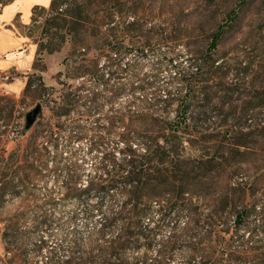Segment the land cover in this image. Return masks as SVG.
Instances as JSON below:
<instances>
[{
  "label": "trees",
  "instance_id": "1",
  "mask_svg": "<svg viewBox=\"0 0 264 264\" xmlns=\"http://www.w3.org/2000/svg\"><path fill=\"white\" fill-rule=\"evenodd\" d=\"M10 2L0 0L1 5ZM63 2L51 0L48 10L35 6L32 13L37 8L47 12L46 24L55 28L51 36L65 42L71 36L65 28L74 23V16ZM77 8L81 12L82 7ZM87 18L80 15L78 19ZM224 34V27H219L211 35L207 59ZM59 47L49 45L47 51L52 53ZM135 50L146 56L152 53L153 62L145 65L134 59L136 56L128 58L131 51L125 47L111 46L106 50L105 67L80 72L97 80L119 73L138 81L129 88V107L134 109H51L53 122L37 121L24 148L8 157L15 166L14 175L9 174V160L5 162L0 174L1 205L6 195L21 197L20 189L26 184L36 187L44 182L42 205H37L40 199L36 195L28 193L33 207L40 210L31 229L38 232L55 223L54 215L41 207L70 203L69 221L80 217L90 223V236L100 243L88 264H146V253L134 262L126 256L147 252L156 240L159 264H171V250L180 243L187 251L180 253L176 264H264V109H243L239 118L244 122L225 131L228 139L212 135L208 142L213 145L208 147L201 140L208 128L190 123L187 100L179 97L188 91L173 86L194 66L189 53L172 47L159 54V48L152 49L149 44ZM160 76L166 80L159 87ZM39 82L44 90L41 79ZM249 100L250 104L264 103V97ZM161 103L165 107L177 105L174 119L163 117L167 111L159 109ZM248 120L253 121L247 124ZM194 143L202 144L200 152L212 149V153L185 157L187 145ZM250 166L256 174L252 179ZM153 207L159 210L155 216L150 213ZM20 215L13 226L2 231L6 252L22 234ZM44 242L34 248L36 254L45 248ZM167 247L170 249L165 253ZM49 257L51 264H60L52 251ZM69 262L70 256L61 264Z\"/></svg>",
  "mask_w": 264,
  "mask_h": 264
},
{
  "label": "rangeland",
  "instance_id": "2",
  "mask_svg": "<svg viewBox=\"0 0 264 264\" xmlns=\"http://www.w3.org/2000/svg\"><path fill=\"white\" fill-rule=\"evenodd\" d=\"M63 1L74 16V23L65 28L71 33L65 42L58 36H51L55 28L46 24L49 16L41 8H37L31 14L33 19L24 25L18 14L11 18L6 16L12 2L0 4V30L10 29L17 36L22 35L27 39V44L34 45L36 49L29 70L10 69L1 74L5 83L22 85V90L12 95L0 94V174L6 167L8 157L17 149L24 148L37 121L53 122L51 109H134L129 107L132 101L129 88L131 84L137 85L138 81L132 82L128 76L119 73L105 75L103 80H97L91 74H80L83 69L92 72L96 66L105 67L106 50L111 46L125 47L128 52L131 51L128 58L136 56L134 59L141 60L145 65L153 62V54L146 56L135 49L147 44L152 49L159 48V54L172 47L180 53H189L190 63L194 66L188 68L185 79L178 80L173 86H181L188 91L186 95L183 91L179 97L187 100L190 123L208 128L201 138L208 147L213 145L208 142L212 135L219 134L218 139H228L230 136L228 134L226 137L225 131L244 122L239 118L243 109H264V103H249L250 98L264 97V0ZM79 6L82 7L81 12L77 8ZM45 9L48 10L49 6ZM80 15H87L88 18L81 21L78 19ZM219 27H224L225 34L212 54L213 59H207L206 50L211 35ZM49 28L47 33L46 29ZM65 31L60 30L59 33ZM49 45L60 47L49 53ZM19 52H22V48L12 51L13 54ZM71 52L72 58L63 64ZM162 61L163 58H159V62ZM182 66L186 68L188 64L184 62ZM146 71L147 68L143 70ZM165 80L160 76L159 87ZM37 105H40L41 111L35 121L28 125L26 116ZM159 109H166L163 115L165 119H174L177 105L165 107L161 103ZM256 116L254 113V121L248 120L246 123L256 122ZM200 149H203L201 143L187 145L185 157L196 158L202 153H212V149L202 152ZM11 161L8 171L14 175L15 166ZM248 173L252 179L255 174L252 166ZM50 185L51 182L47 186ZM45 186L44 182L36 187L28 183L24 190L20 189L21 197L6 195L2 205L0 201V264H51L49 251L57 255L54 260H59L60 264L68 256L69 264H85L93 260L100 243L90 236V223H85L80 217L69 221L72 210L70 203L60 202L55 208L41 207V211L54 215L55 223L38 232L31 229L33 221L40 216V210L33 207L35 203L28 193L40 199L37 202L40 206ZM158 212L157 207L151 208L152 216ZM19 214L22 234L17 244L11 242L6 252L1 241L2 231L6 226H13ZM11 240H15V237L11 236ZM42 241H45V248L36 254L34 248ZM169 249L167 247L165 253ZM157 251L159 240L152 243L147 252H129L126 257L134 262L141 260L146 253V264H159ZM182 251H187L185 244L180 243L172 248L171 254L174 256L171 264L179 261L180 253H184Z\"/></svg>",
  "mask_w": 264,
  "mask_h": 264
},
{
  "label": "crops",
  "instance_id": "3",
  "mask_svg": "<svg viewBox=\"0 0 264 264\" xmlns=\"http://www.w3.org/2000/svg\"><path fill=\"white\" fill-rule=\"evenodd\" d=\"M51 0H14L9 6L7 17L18 14L21 23L26 25L31 19L32 8L35 6L47 8ZM27 39L22 35L17 36L10 29L0 30V94H17L22 90V85L5 83L1 74L10 69L29 70L36 55L34 45L27 44ZM15 48H22V52L13 54Z\"/></svg>",
  "mask_w": 264,
  "mask_h": 264
},
{
  "label": "water",
  "instance_id": "4",
  "mask_svg": "<svg viewBox=\"0 0 264 264\" xmlns=\"http://www.w3.org/2000/svg\"><path fill=\"white\" fill-rule=\"evenodd\" d=\"M40 111H41L40 105H37L36 108L33 109V111L26 116L28 125H31L35 121V118L37 114L40 113Z\"/></svg>",
  "mask_w": 264,
  "mask_h": 264
}]
</instances>
